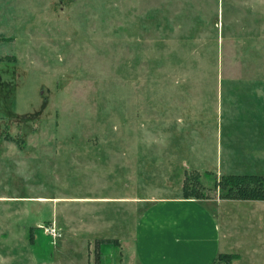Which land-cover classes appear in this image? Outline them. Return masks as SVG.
Returning a JSON list of instances; mask_svg holds the SVG:
<instances>
[{
    "label": "rangeland",
    "instance_id": "374dc122",
    "mask_svg": "<svg viewBox=\"0 0 264 264\" xmlns=\"http://www.w3.org/2000/svg\"><path fill=\"white\" fill-rule=\"evenodd\" d=\"M246 173L264 176V0H0V264H137V210L96 197L127 178L218 196ZM245 200L229 251L264 264Z\"/></svg>",
    "mask_w": 264,
    "mask_h": 264
},
{
    "label": "crops",
    "instance_id": "0c3cea01",
    "mask_svg": "<svg viewBox=\"0 0 264 264\" xmlns=\"http://www.w3.org/2000/svg\"><path fill=\"white\" fill-rule=\"evenodd\" d=\"M125 180L121 185L124 186L123 194L96 199H104L106 204H122L126 218L129 217L126 207L137 210L133 237L127 241L137 264H212L221 252L238 254L239 257L231 263L237 264L242 253L229 250L241 245L242 238L250 237V228L255 227L257 220L251 210L236 213L239 206L234 203L241 199L221 195L201 198L184 194L156 195V190L151 196H132L129 187L133 190V183H138V178L132 180V184L128 178ZM138 187L141 185L135 187L136 193L144 195ZM118 239L124 244V240Z\"/></svg>",
    "mask_w": 264,
    "mask_h": 264
},
{
    "label": "trees",
    "instance_id": "16d2710c",
    "mask_svg": "<svg viewBox=\"0 0 264 264\" xmlns=\"http://www.w3.org/2000/svg\"><path fill=\"white\" fill-rule=\"evenodd\" d=\"M217 186L223 189L222 197L236 199H263L264 200V176L258 174H230L224 176L217 182ZM186 197L192 196L201 198V195H194L191 191L185 190ZM33 234L31 235V237ZM113 241H118L114 239ZM236 253L221 252L214 259L212 264H231L238 258Z\"/></svg>",
    "mask_w": 264,
    "mask_h": 264
}]
</instances>
